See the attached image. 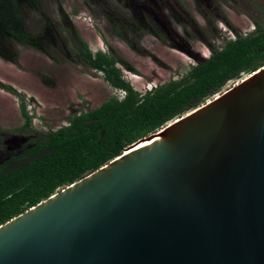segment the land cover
Here are the masks:
<instances>
[{
  "label": "water",
  "instance_id": "obj_1",
  "mask_svg": "<svg viewBox=\"0 0 264 264\" xmlns=\"http://www.w3.org/2000/svg\"><path fill=\"white\" fill-rule=\"evenodd\" d=\"M0 264H264V66L0 224Z\"/></svg>",
  "mask_w": 264,
  "mask_h": 264
},
{
  "label": "trees",
  "instance_id": "obj_2",
  "mask_svg": "<svg viewBox=\"0 0 264 264\" xmlns=\"http://www.w3.org/2000/svg\"><path fill=\"white\" fill-rule=\"evenodd\" d=\"M43 0H0V56L15 61L12 44L41 48L27 29L30 13H43ZM75 36V37H74ZM80 59L102 73L113 87L124 91L98 107L74 113L56 129L36 132L30 145L0 165V224L22 213L57 190L119 156L125 147L159 130L219 92L225 83L264 66V25L256 24L244 35L236 34L206 58L196 62L180 78L138 92L125 80L114 55L92 53L78 34ZM76 45V44H74ZM22 128L32 129V117L20 102Z\"/></svg>",
  "mask_w": 264,
  "mask_h": 264
},
{
  "label": "rangeland",
  "instance_id": "obj_3",
  "mask_svg": "<svg viewBox=\"0 0 264 264\" xmlns=\"http://www.w3.org/2000/svg\"><path fill=\"white\" fill-rule=\"evenodd\" d=\"M94 1L100 4L93 0H44L42 15H47L49 25L42 23L37 12L27 18L28 31L40 38L42 47L12 44L17 53L15 61L0 56L1 153L12 146V150L17 149L15 146L29 141L36 132L66 124L74 113L98 107L118 93L101 72L71 61L70 36L63 26L76 29L92 52L100 50L120 59L116 66L124 79L143 91L180 78L197 58L208 57L213 46H221L236 34H246L256 24L264 25V0H221L217 3L223 20L217 19L216 25L209 27L199 18L194 21V37L187 39L180 33L182 39L175 38L176 43L167 36L157 40L145 35L141 43L133 40L130 44L109 35L104 16L99 13L106 11L103 1L107 0ZM177 1L188 10V4ZM204 5L199 7L203 9ZM248 74L227 81L223 88L232 87ZM123 93L119 91V98ZM21 100L32 117V129L22 128Z\"/></svg>",
  "mask_w": 264,
  "mask_h": 264
},
{
  "label": "flooded vegetation",
  "instance_id": "obj_4",
  "mask_svg": "<svg viewBox=\"0 0 264 264\" xmlns=\"http://www.w3.org/2000/svg\"><path fill=\"white\" fill-rule=\"evenodd\" d=\"M182 1L185 5L188 4V10H185L177 0H107L103 1L106 11H101L99 13L104 16V22L108 28L109 35L114 39L122 40L123 42H128L130 44H133V40L141 43L145 35H150L157 40L161 38V35V40H165V36H167L172 41L177 43V38L182 39L180 36L182 34L187 39L195 36L194 28L196 25L194 26V21L197 23L199 18L203 20L206 26L209 27L216 25L217 19L221 18L223 20L220 12V6L218 5L221 0ZM93 2L100 4L98 1L93 0ZM201 4H205V8H200L199 6ZM42 5L44 10V0ZM40 15L42 16V23L49 25L47 22V15H42V13H40ZM63 30L68 31L69 36L73 34H78L80 36L76 29L70 30L63 26ZM82 40L84 41L83 38ZM68 41L72 49V56H70L71 61L84 65L81 61H78V59H80L78 48L81 46V43L73 42L69 38ZM118 62H121V60L119 59ZM30 137L35 138L37 137V134ZM31 139L29 141H25L24 144L20 143L15 146L18 147L15 150H12V146L10 149L8 148L9 151H5L3 153L0 152V165L5 164V162L20 154L24 148L30 145L29 142Z\"/></svg>",
  "mask_w": 264,
  "mask_h": 264
},
{
  "label": "clouds",
  "instance_id": "obj_5",
  "mask_svg": "<svg viewBox=\"0 0 264 264\" xmlns=\"http://www.w3.org/2000/svg\"><path fill=\"white\" fill-rule=\"evenodd\" d=\"M92 52V51H91ZM96 52V51H95ZM95 52H92V53H95ZM129 81V80H128ZM151 88H153V87H151V86H148V87H146V89H144L143 91L140 89V90H137L138 92H145V91H148V90H150ZM117 89V88H116ZM135 89V88H134ZM118 90V93L115 95V96H117L118 98H119V91L120 92H122L123 90H121V89H117ZM124 92V91H123ZM123 95H124V93H123ZM122 95V96H123Z\"/></svg>",
  "mask_w": 264,
  "mask_h": 264
},
{
  "label": "built area",
  "instance_id": "obj_6",
  "mask_svg": "<svg viewBox=\"0 0 264 264\" xmlns=\"http://www.w3.org/2000/svg\"><path fill=\"white\" fill-rule=\"evenodd\" d=\"M222 90H224V88H222ZM222 90H221V91H222ZM167 123H168V122H167ZM163 126H164V125H163Z\"/></svg>",
  "mask_w": 264,
  "mask_h": 264
}]
</instances>
